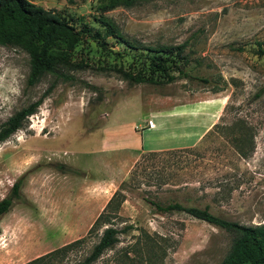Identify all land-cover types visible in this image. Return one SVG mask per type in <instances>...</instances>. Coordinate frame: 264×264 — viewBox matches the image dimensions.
Returning <instances> with one entry per match:
<instances>
[{
	"label": "rangeland",
	"instance_id": "1",
	"mask_svg": "<svg viewBox=\"0 0 264 264\" xmlns=\"http://www.w3.org/2000/svg\"><path fill=\"white\" fill-rule=\"evenodd\" d=\"M33 1L76 26L99 29L106 44L89 35L72 49L58 41L54 71L28 85V50L0 43V126L53 84L23 126L0 142V198L22 178L21 198L0 217V264H23L85 236L35 263L71 264L107 225L118 229L117 241L92 264H219L233 232L182 210L159 211L149 200L208 205L231 220L264 222V56L254 53V41L264 39V0ZM179 43L197 78H125L130 70L149 73L150 48ZM157 109L167 111L162 131ZM149 117L153 128L146 127ZM204 124L198 142L173 145L189 142ZM133 130L168 147L132 158L108 149ZM115 190L121 194L106 208L108 220L88 232Z\"/></svg>",
	"mask_w": 264,
	"mask_h": 264
},
{
	"label": "trees",
	"instance_id": "2",
	"mask_svg": "<svg viewBox=\"0 0 264 264\" xmlns=\"http://www.w3.org/2000/svg\"><path fill=\"white\" fill-rule=\"evenodd\" d=\"M110 34L120 37L114 29H110ZM85 35L93 37L102 46L106 44L99 29H94L87 23L76 26L68 17L55 9L45 8L33 0H0V43H19L28 50L30 62L28 85L35 84L43 73L54 71L55 60L51 49L58 41H63L68 49H72ZM184 47V43H179L161 48H150L153 53H147L149 73L130 70L124 73L125 78L131 83L153 84L172 82L180 77L197 78L187 68L190 60ZM254 53L264 56V39L254 41ZM201 79L208 81L206 77ZM52 87L53 84L47 87L37 99L16 110L4 121L0 126V142L23 126L25 120L37 110ZM220 89L222 88L217 87L215 91ZM153 152L155 151H151ZM21 183L22 178H17L13 181L9 191L0 198V217L10 210L14 200L21 198ZM120 194L117 190L112 193L88 232L108 220L106 208L115 202ZM120 202L121 198L115 206H118ZM149 202L159 211L182 210L191 216L233 232L235 236L230 249L219 264H264V222L245 224L231 220L212 212L208 205H185L179 201L161 203L153 199ZM117 232L118 229L113 225L105 226L90 252L71 264H92L104 249L117 241ZM84 238L85 236L78 237L23 264H35L46 258L65 253L71 247L81 243Z\"/></svg>",
	"mask_w": 264,
	"mask_h": 264
},
{
	"label": "crops",
	"instance_id": "3",
	"mask_svg": "<svg viewBox=\"0 0 264 264\" xmlns=\"http://www.w3.org/2000/svg\"><path fill=\"white\" fill-rule=\"evenodd\" d=\"M165 110L163 109H157V110H154L153 112H156L158 114V116H160V118L162 119L161 123L159 122V124H157V126L159 125V131L161 130H164L165 129V118L163 117H166L167 116V111L166 113L164 112ZM166 115V116H165ZM175 116V114H174ZM148 119H151L153 121V125L149 128H153L156 126V123L155 121L152 119V117H149ZM206 124V123H205ZM202 125V130H200V132L198 134H196L192 139L189 140V142H185V143H176V144H173V145H176V146H181V145H185V144H192V143H196L200 140L203 132V127L205 126ZM107 125L106 124L103 129H106L107 128ZM148 128V129H149ZM158 131V132H159ZM157 132V133H158ZM158 136L161 137V140H163L162 136L163 134L161 133H158L157 134ZM144 137H145V133L143 131H136V130H133V135L132 137L128 138V139H124L123 136L121 135H118L116 140L118 142L116 143H113V144H108L107 147L108 149L111 151H118L120 153L122 152H128L130 153V156L129 157H134L142 152H148V151H152V150H160V149H164V148H167L168 146H163L161 144H154L153 142H146V140H144ZM155 143H158L157 141H155ZM105 145V144H104ZM107 150V149H105ZM128 150V151H126ZM117 154V153H115ZM121 155V154H120ZM126 154H122V156H125ZM129 159V158H128ZM128 161L126 160L122 166V168L119 170L120 171H123L125 170L126 166L128 165ZM111 196V195H110ZM110 198V197H109ZM108 198V199H109ZM107 202V201H106ZM106 204V203H105Z\"/></svg>",
	"mask_w": 264,
	"mask_h": 264
},
{
	"label": "built area",
	"instance_id": "4",
	"mask_svg": "<svg viewBox=\"0 0 264 264\" xmlns=\"http://www.w3.org/2000/svg\"><path fill=\"white\" fill-rule=\"evenodd\" d=\"M152 125H153V121L151 119H148L146 122V127H151Z\"/></svg>",
	"mask_w": 264,
	"mask_h": 264
}]
</instances>
